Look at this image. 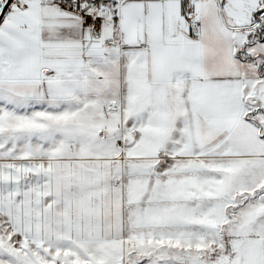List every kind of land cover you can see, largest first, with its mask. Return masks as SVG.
Here are the masks:
<instances>
[{
	"label": "snow or ice",
	"instance_id": "snow-or-ice-1",
	"mask_svg": "<svg viewBox=\"0 0 264 264\" xmlns=\"http://www.w3.org/2000/svg\"><path fill=\"white\" fill-rule=\"evenodd\" d=\"M0 264H264V0H0Z\"/></svg>",
	"mask_w": 264,
	"mask_h": 264
}]
</instances>
